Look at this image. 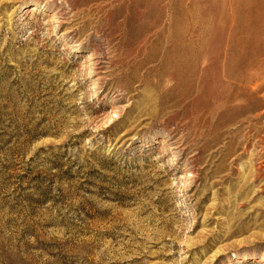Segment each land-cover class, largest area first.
<instances>
[{
    "label": "rangeland",
    "instance_id": "obj_1",
    "mask_svg": "<svg viewBox=\"0 0 264 264\" xmlns=\"http://www.w3.org/2000/svg\"><path fill=\"white\" fill-rule=\"evenodd\" d=\"M233 2L0 0V264H264V11Z\"/></svg>",
    "mask_w": 264,
    "mask_h": 264
},
{
    "label": "bare ground",
    "instance_id": "obj_2",
    "mask_svg": "<svg viewBox=\"0 0 264 264\" xmlns=\"http://www.w3.org/2000/svg\"><path fill=\"white\" fill-rule=\"evenodd\" d=\"M232 1V0H230ZM234 5H233V11L235 13V17L240 18L245 21H247L248 19L251 18V16H256L257 21L260 20V14L262 11H264V0H233ZM134 3V2H133ZM145 4V3H144ZM148 4V3H147ZM150 7V6H149ZM135 9V8H134ZM117 11V10H116ZM230 12V11H229ZM121 15V14H120ZM136 15V14H135ZM234 15V14H233ZM113 16V15H112ZM231 16V14H230ZM126 17V16H125ZM136 18V17H135ZM111 19V18H110ZM125 19V18H124ZM252 19V18H251ZM236 20V19H235ZM234 20V21H235ZM238 20V19H237ZM263 21V19H261ZM134 21V20H133ZM169 21V20H168ZM243 21V22H245ZM264 22V21H263ZM122 23V21H121ZM240 23V22H239ZM112 24V23H111ZM133 24V23H132ZM168 24V23H167ZM124 25V24H123ZM243 25V24H242ZM245 25V24H244ZM133 26V25H132ZM142 26V25H141ZM240 26V25H239ZM154 27V26H153ZM85 28V27H83ZM118 28V27H117ZM120 28V27H119ZM147 28V27H146ZM169 28V27H168ZM116 29V28H114ZM127 29V28H126ZM148 29V28H147ZM117 30V29H116ZM243 30V29H242ZM123 31V30H122ZM84 32V30H83ZM121 32V31H120ZM146 32V31H145ZM122 33V32H121ZM138 33V32H136ZM82 34V33H81ZM133 34V33H132ZM143 34V33H142ZM125 35V33H124ZM130 35V34H129ZM255 36V35H254ZM136 37V36H135ZM174 37L178 38L180 37V33H178V31L176 33H174ZM130 38V37H129ZM248 38V37H246ZM131 40V39H129ZM244 40V39H243ZM243 44V43H242ZM131 46V45H130ZM231 50V49H230ZM249 50V49H248ZM229 51V50H228ZM236 51V50H235ZM239 51V50H238ZM250 51V50H249ZM248 51V53H249ZM170 53V56L175 58L176 60H180L182 58V47L180 45H176L175 47H173L172 49H170L168 51ZM224 53V52H223ZM264 53V52H263ZM241 54V53H240ZM247 54V53H246ZM250 54V53H249ZM241 58V55H240ZM245 58V57H244ZM252 58V57H251ZM248 59V58H247ZM233 61V60H232ZM176 65V64H175ZM244 62H240V66H244ZM181 66V65H180ZM260 69V68H259ZM252 75V74H251ZM256 78V77H255ZM262 78V77H261ZM256 80V79H255ZM244 83H246V79L245 81H243ZM253 82V81H252ZM258 83V82H257ZM256 83V84H257ZM255 84V85H256ZM246 86V84H245ZM252 86V85H251ZM253 87H255L253 85ZM227 92V91H226ZM251 99V97H250ZM226 102V101H225ZM244 112V111H243ZM112 115V114H111ZM114 116V114H113ZM112 116V117H113ZM109 120V119H108ZM249 121V120H248Z\"/></svg>",
    "mask_w": 264,
    "mask_h": 264
}]
</instances>
